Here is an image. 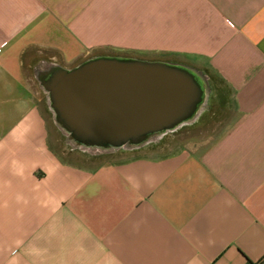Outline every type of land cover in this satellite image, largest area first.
Returning a JSON list of instances; mask_svg holds the SVG:
<instances>
[{
    "label": "crops",
    "instance_id": "1",
    "mask_svg": "<svg viewBox=\"0 0 264 264\" xmlns=\"http://www.w3.org/2000/svg\"><path fill=\"white\" fill-rule=\"evenodd\" d=\"M124 51L199 71L196 145L49 144L34 72ZM264 264V0H0V264Z\"/></svg>",
    "mask_w": 264,
    "mask_h": 264
},
{
    "label": "water",
    "instance_id": "2",
    "mask_svg": "<svg viewBox=\"0 0 264 264\" xmlns=\"http://www.w3.org/2000/svg\"><path fill=\"white\" fill-rule=\"evenodd\" d=\"M34 78L66 144L90 154L139 149L192 124L208 96L206 78L190 66L121 55L46 64Z\"/></svg>",
    "mask_w": 264,
    "mask_h": 264
},
{
    "label": "rangeland",
    "instance_id": "3",
    "mask_svg": "<svg viewBox=\"0 0 264 264\" xmlns=\"http://www.w3.org/2000/svg\"><path fill=\"white\" fill-rule=\"evenodd\" d=\"M104 53H108L107 55L130 56L146 60L155 59L153 56H137L135 53L124 51H106ZM91 56L94 55H89L86 58ZM44 113L48 122L49 144L54 152L58 156L62 157L64 161L74 163L82 167H94L111 159L108 154H90L89 152L70 147L66 144L64 136L53 124L51 113L47 106L44 108ZM219 115V109L215 106L206 105L194 123L184 126L173 133H168L160 140L150 143L149 145H159V148L149 151V154H166L173 151L176 146L181 144L186 146L198 144L202 137L213 131Z\"/></svg>",
    "mask_w": 264,
    "mask_h": 264
},
{
    "label": "flooded vegetation",
    "instance_id": "4",
    "mask_svg": "<svg viewBox=\"0 0 264 264\" xmlns=\"http://www.w3.org/2000/svg\"><path fill=\"white\" fill-rule=\"evenodd\" d=\"M189 125H191V124H189ZM184 126H187V125H184ZM184 126H182V127H184ZM182 127H180V128H182ZM180 128H178V129H180ZM178 129H176L175 131H177ZM175 131H173V132H175ZM173 132H169V133H173ZM167 134H168V133H167ZM167 134H165V135H167ZM165 135H163V136H165ZM163 136H162V137H163ZM162 137H160L158 140H160ZM158 140H156V141H158ZM156 141H155V142H156Z\"/></svg>",
    "mask_w": 264,
    "mask_h": 264
},
{
    "label": "trees",
    "instance_id": "5",
    "mask_svg": "<svg viewBox=\"0 0 264 264\" xmlns=\"http://www.w3.org/2000/svg\"><path fill=\"white\" fill-rule=\"evenodd\" d=\"M248 264H258V263H252V262H248Z\"/></svg>",
    "mask_w": 264,
    "mask_h": 264
}]
</instances>
